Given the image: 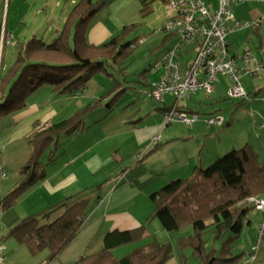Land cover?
Masks as SVG:
<instances>
[{"label": "trees", "instance_id": "obj_1", "mask_svg": "<svg viewBox=\"0 0 264 264\" xmlns=\"http://www.w3.org/2000/svg\"><path fill=\"white\" fill-rule=\"evenodd\" d=\"M111 1L78 0L52 42L34 36L20 45L14 63L0 73V119L25 110L30 96L46 84L58 95H77L88 87L92 77L97 74H112L111 68L125 72L126 59L143 38L129 37L144 23L143 20L123 27L118 34L101 44H93L88 40L93 18ZM145 6L142 9L144 17L148 12V3L145 2ZM173 39L177 41L176 33H168L162 45ZM178 54L180 59L185 57L184 48ZM160 65L163 71L153 82L159 81L164 73L162 61ZM142 77H145V73ZM125 89L119 83L114 85L108 93V97H112L106 106L113 109ZM148 91L147 95L154 98ZM104 96L78 109L71 117L49 124L28 138L31 156L20 169L19 185L1 199L0 207L3 210L12 208L30 187L46 177L42 162L44 154L49 152V163L56 160L58 137L64 133L80 131L84 127V117L102 105L100 102ZM175 101L165 107L164 118L166 111L174 105L182 109ZM95 189L99 190L101 186ZM93 190L71 195L40 214L27 216L4 238L15 239L32 256L47 250L48 255L41 264H52L84 229L94 198ZM262 196L264 163L259 161L255 148L246 143L218 156L205 167L197 166L192 176L171 180L151 194L154 208L148 219H159L167 231L192 226L190 236L179 238L182 257L183 251L191 247L193 255L204 264H235L245 253L234 254V243L243 231L248 213L256 207L250 198ZM100 197H97L96 202ZM56 208H63V211L52 221L42 222ZM145 230L146 226L143 225L137 230L110 231L104 237L103 248L80 257L73 264H166L172 255L173 246L157 238L123 257L114 254L115 248L142 239ZM207 233L213 235L215 242H220L218 248L213 246L207 250Z\"/></svg>", "mask_w": 264, "mask_h": 264}, {"label": "crops", "instance_id": "obj_2", "mask_svg": "<svg viewBox=\"0 0 264 264\" xmlns=\"http://www.w3.org/2000/svg\"><path fill=\"white\" fill-rule=\"evenodd\" d=\"M0 1L5 2V0ZM169 1L112 0L108 6L104 7L93 18L88 31V40L93 44H101L118 34L123 27L139 23L142 20L144 21L143 24L161 22V30L168 35L162 28L164 22L174 13L168 6ZM204 1L211 8L218 6V0ZM71 2L76 3L77 1L71 0ZM145 2L148 3V12L144 17L142 9L146 7ZM67 5L68 2L62 7V10ZM233 15L236 20L256 22L257 26L239 29L229 34L227 39L230 53L236 56L248 49L258 59H264V0H243L238 2L233 5ZM39 32L40 30L36 31L37 34ZM253 40L256 45L255 49H252L249 45ZM175 41L176 39L172 40L173 43ZM194 49L195 45H192V50ZM158 66L156 67V72L158 69L163 71L162 67L159 68ZM0 73H2V69ZM248 77L251 80L246 86L244 81ZM242 79L249 98L243 104H239L243 99L235 98L238 100L235 103V108L234 102L230 101L226 105H219L215 112L210 113V115L215 116L220 111V108L224 107L228 116L231 112H236L235 114L243 112L244 118H242V121L246 125L247 120L251 117V128L248 133L250 136H255V140L246 137L240 142H243L242 144L244 145L250 143L257 151L259 161L264 163V70L259 76L244 75ZM230 81L231 86L233 81L232 79ZM216 90L217 86L215 84L214 91L207 96H216L215 98L219 99L222 95L219 94V91H217V94ZM38 91L39 89L30 96L25 110L11 117L2 118L4 120L0 119L2 120L0 122V153H2L0 154V168L5 171V176H2L3 184L0 189V201L20 183L17 177L21 179L20 169L29 160L32 151L27 139L37 131L54 123L48 117L49 114H42V110L52 100L69 95H58L48 90L50 93L47 94L46 101L40 103L38 101V95H40L37 94ZM81 94L82 92L77 94V96ZM103 98L101 99V104L104 103ZM98 99L100 98L97 96L86 99V101L79 99L74 107L78 110ZM179 105L184 110H191L181 101ZM165 107L160 108L161 114L157 115L158 121L144 123L145 121H136L134 119L128 121L126 117V119L118 121L115 118L116 116L112 118L111 115L114 108L110 109L105 106L103 108V117H95L94 122V119H90L88 120V124L83 119L85 120L84 127L80 131L60 135L58 137L56 160L49 163V152L45 153L42 157V162L46 169V177L30 187L12 208L3 210L0 207V264H41L48 255L47 250L38 256H32L28 249L24 245L17 243L15 239H5V234L27 216L40 214L46 209L56 206L71 195L92 191L93 189L95 191L94 198L92 199V206L84 229L52 264H73L80 257L95 253L103 248L105 235L116 229L137 230L145 225L146 230L144 235L138 241L142 242L150 236H153V239H155L156 237L148 229L147 223L150 213H152L154 208L150 196L160 189L154 187L159 181L155 182L154 179L157 180V177L153 175L159 173L161 169L145 166L146 172L140 169L138 170L139 172L133 173L132 168H134V165H124V157L121 152L125 147L124 143L128 140L135 139L137 142L136 148L139 149L153 143L152 139L160 135V140L156 145L150 144L147 150L143 151L144 153L149 151L145 156L147 157L146 161H148L151 156L156 155L158 152L161 153V142L163 140L161 137L163 134L167 138H170L169 136L172 133L180 132L178 135L184 134L182 137H184L185 141L189 142L198 138V134L200 133L196 132L199 129V126H196V124L191 126L189 133L178 127L177 130L168 129L161 134V123L164 119ZM210 115L207 114L205 117L207 118ZM222 117L223 123L220 126H231L232 122H234L233 117ZM43 122L45 125H42ZM202 122H205V120ZM105 125L108 128H105ZM206 125L207 127H212L207 123ZM156 146L157 149H154ZM230 146L235 145L234 143H230ZM208 149L211 152L207 156L201 155L199 160L196 159L197 166H206L218 157L217 152L219 151L215 152L212 147ZM165 151L173 152L171 149H165ZM142 154L138 155L137 153V158H141ZM179 154H182V151ZM192 160L195 159L193 157L188 158V162ZM185 168L186 166H184L183 170ZM6 170H9V174L11 173L16 179L13 181L4 180V177L7 175ZM129 174L132 175L130 178ZM148 174H153L151 177L153 178L154 185H149ZM143 179L147 182L146 185L142 184ZM115 183H119L117 188L114 187ZM98 186H101V189L96 190L95 188ZM98 196L101 197L96 202ZM62 211L63 208H56L42 222L52 221ZM120 247H117L119 251ZM117 248L113 250L114 254L117 252Z\"/></svg>", "mask_w": 264, "mask_h": 264}, {"label": "rangeland", "instance_id": "obj_3", "mask_svg": "<svg viewBox=\"0 0 264 264\" xmlns=\"http://www.w3.org/2000/svg\"><path fill=\"white\" fill-rule=\"evenodd\" d=\"M66 2H68V5L62 10V7L66 5ZM74 5L75 3H72L71 0H5L4 3L0 1V70L2 69V73L14 63L21 44L30 40L34 36H37L46 42H52L61 31L63 24ZM161 27V22L156 24L146 23L139 25L134 32L132 31L133 33L129 38H135L138 36L143 37L144 42L138 44L137 47L132 50L131 55L126 59L124 63L125 72L111 68L112 74H97L93 76L89 82L88 88L82 92L80 96L68 95L58 97L57 100L54 99L49 102V105L45 106L42 110V114H49L48 117L55 123L71 117L77 110L74 106L79 99L86 101V99H90L94 96L101 98V96L105 95V98H103L104 103L98 105L84 117L88 124V120L90 119L93 120L95 117H103V108H105L112 97V95L108 97V93L111 92L114 85L119 83L120 86L126 89L112 110V118L116 116L115 118L118 121L127 118L126 120L128 121L134 119L136 121H145L144 123L158 121L157 115L161 114L160 108L171 106L174 101V97L170 94L166 95L165 103L155 100L147 95L150 83L157 79L162 72L161 69H158L156 72V67L160 64L167 49L173 44L172 40H168L162 45L166 34L161 30ZM38 30H40V32L37 34L36 31ZM192 45L193 44H191V46L186 45L184 47L185 54H189L190 56ZM249 45L252 49L256 48L254 40L251 41ZM184 62L185 57L181 59V63L183 64ZM158 67L161 68L160 65ZM143 73H145V77H142ZM230 80L229 76H219V81L216 83V93L219 91V94L222 95L219 99L215 98L216 96H207L210 93H207L203 89L189 93L185 98L181 99V102L192 110H188L189 113L194 112L199 114V119L192 124H186L175 120L169 125L163 127L164 121L162 120L161 134L168 129L177 130L178 127L183 129L186 133H189L191 126L196 124V126H199V129H197L196 132L200 133L196 140L191 142L185 141L184 137H182L184 134H181L180 136L178 135L180 132L172 133V135L169 136L170 138H167V136L163 134L161 137L164 140L161 142L163 151L161 150V153L158 152L146 161L147 157L145 156L149 151L145 153L143 151L147 150L150 144L156 145L154 138L152 139L153 143L147 144L146 147L143 146L139 149L136 148V140L131 139L124 143L125 147L121 152L124 157L123 164L130 166L134 165V168L129 167L132 168L133 173L139 172L138 170L140 169H143L142 171L146 172V167L161 169L159 173L152 174L157 177V180L154 179V181H159V183L157 182L155 185L153 178L151 177L152 175L148 174L149 185H154V187L159 189L171 180L192 176V172L197 168L198 164H196V159L199 160L201 155L207 156V154L211 152L208 148L212 147L215 152L219 151L217 152V156H220L229 152L234 147H242L244 144L240 141L246 137L255 140V136H250L248 133L251 128V117L247 120V125L244 124L242 121V118H244L243 112H238L237 114H235L236 112H231L228 116L226 108L221 107L220 111L217 114L215 113V116H224V118L233 117L234 122H232L231 126H220L218 124L209 125L207 122V118L215 117L214 115L211 116L212 114L210 115V113H214L219 105H226L232 101L234 102L235 108V103H237L238 100L229 96L228 91L231 87ZM250 80L249 77L246 78L244 84L247 86ZM49 88V85L46 84L39 89L37 94H40L38 95V101L40 103L46 101V96L50 93L48 90L52 91V89ZM52 92L54 93V91ZM207 114L211 117L208 116L206 118L205 115ZM2 120H0V122ZM203 120H205V122H202ZM94 121L95 119L93 122ZM206 123L212 127H207ZM42 125H45V123L43 122ZM105 128H108V126L105 125ZM230 143H234L235 146H230ZM165 149H171L173 152L165 151ZM181 151L182 154H179ZM137 153L138 155L143 153L141 158H137ZM190 157H193L195 160L188 162V158ZM184 166H186V168L183 170ZM6 172L7 175L4 177V180L13 181L16 179L11 173L9 174V170H6ZM131 176L132 175L129 174V178ZM2 178L0 172V189L3 184ZM17 178L19 182H21V179L19 177ZM142 181V184H147L144 179ZM114 182L116 181L114 180ZM5 184L7 183L5 182ZM118 184L119 183H115L114 187L117 188ZM263 222L264 212L261 209L255 207L248 213V216L244 221L243 231L234 243V254L245 253L253 244H256L259 237V229ZM147 224L149 227L148 229L152 235H155L158 241L164 243L169 242L173 246L172 255L167 260L166 264H204L193 255L191 247H188L183 251L184 257L181 255L182 252L178 243L179 238L188 237L192 234L193 229L191 225L184 226L179 230L167 231L163 229L161 222L157 218L148 220ZM205 239L207 250H211L213 246L215 248L220 246V242H215L213 240V235L209 233L205 235ZM152 240L153 236H150L142 242L137 241V243L125 244L120 247V251L119 248H117L115 254L123 257L138 247L147 246ZM256 264H264V235L259 243Z\"/></svg>", "mask_w": 264, "mask_h": 264}, {"label": "built area", "instance_id": "obj_4", "mask_svg": "<svg viewBox=\"0 0 264 264\" xmlns=\"http://www.w3.org/2000/svg\"><path fill=\"white\" fill-rule=\"evenodd\" d=\"M243 0H218V6L211 8L204 0H170L169 8L174 12L163 24V30L175 32L176 43L162 59L164 73L159 81L150 85L148 94L163 102L166 94H171L179 104L187 94L198 90L212 93L220 75L229 76L233 84L229 88L231 98L248 99L249 94L243 85V76H259L264 70V59H258L250 50L233 56L229 50L228 35L236 30L256 27V22L234 19L233 5ZM144 39H140L142 43ZM195 45V49L185 55L182 64L180 54L186 45ZM199 114L189 113L174 105L165 113L164 127L178 120L192 124ZM209 125L222 124L223 117L207 119ZM160 136L154 137L158 143ZM1 176L5 171L0 168ZM250 201L264 212V198L251 197ZM264 235V222L259 229L256 244L240 257L235 264H255L257 251Z\"/></svg>", "mask_w": 264, "mask_h": 264}]
</instances>
